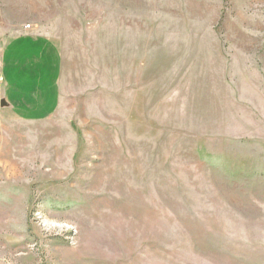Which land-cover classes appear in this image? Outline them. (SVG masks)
<instances>
[{
    "label": "rangeland",
    "instance_id": "obj_1",
    "mask_svg": "<svg viewBox=\"0 0 264 264\" xmlns=\"http://www.w3.org/2000/svg\"><path fill=\"white\" fill-rule=\"evenodd\" d=\"M0 264H264V0H0Z\"/></svg>",
    "mask_w": 264,
    "mask_h": 264
},
{
    "label": "crops",
    "instance_id": "obj_2",
    "mask_svg": "<svg viewBox=\"0 0 264 264\" xmlns=\"http://www.w3.org/2000/svg\"><path fill=\"white\" fill-rule=\"evenodd\" d=\"M39 44L41 45H50L49 43H52V42H49V41H52V40H47V39H41V40H37ZM58 62V57L56 58V63ZM17 82L20 84V86L18 87V95L14 98H17V102L15 103V106L17 108V114L18 116L26 121V120H37L36 116H37V110L39 109H49L51 108V105H52V100H56L57 99V94L54 92L53 94L50 93V88H48V92H44V96L41 97L44 102H39L37 101V94L36 93H31V92H27V89L26 87L23 86L22 82L20 79L19 81L17 80ZM25 84H26V81H25ZM50 84V82H49ZM47 100V102H46ZM48 100H51V101H48ZM34 108H36V112L35 113H30V110L32 111ZM29 111V112H27ZM46 111V110H44ZM35 114V115H34ZM30 115H34L33 117H30Z\"/></svg>",
    "mask_w": 264,
    "mask_h": 264
},
{
    "label": "water",
    "instance_id": "obj_3",
    "mask_svg": "<svg viewBox=\"0 0 264 264\" xmlns=\"http://www.w3.org/2000/svg\"><path fill=\"white\" fill-rule=\"evenodd\" d=\"M1 105H3V103H1Z\"/></svg>",
    "mask_w": 264,
    "mask_h": 264
}]
</instances>
